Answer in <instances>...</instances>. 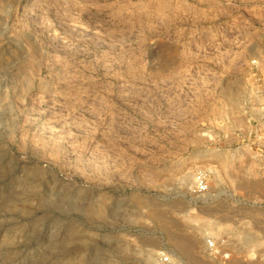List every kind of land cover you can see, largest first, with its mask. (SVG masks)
I'll return each mask as SVG.
<instances>
[{
    "label": "rangeland",
    "instance_id": "374dc122",
    "mask_svg": "<svg viewBox=\"0 0 264 264\" xmlns=\"http://www.w3.org/2000/svg\"><path fill=\"white\" fill-rule=\"evenodd\" d=\"M0 264H264V0H0Z\"/></svg>",
    "mask_w": 264,
    "mask_h": 264
},
{
    "label": "built area",
    "instance_id": "2783aa9c",
    "mask_svg": "<svg viewBox=\"0 0 264 264\" xmlns=\"http://www.w3.org/2000/svg\"><path fill=\"white\" fill-rule=\"evenodd\" d=\"M198 190L202 193L207 192V184L203 180L198 182Z\"/></svg>",
    "mask_w": 264,
    "mask_h": 264
}]
</instances>
